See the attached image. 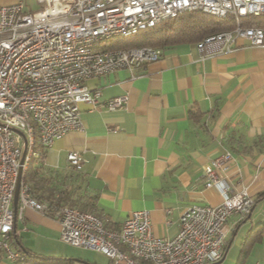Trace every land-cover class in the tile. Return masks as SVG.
<instances>
[{
    "label": "crops",
    "instance_id": "1",
    "mask_svg": "<svg viewBox=\"0 0 264 264\" xmlns=\"http://www.w3.org/2000/svg\"><path fill=\"white\" fill-rule=\"evenodd\" d=\"M17 1L28 9L33 4L0 5ZM86 83L101 90L100 100L80 104L82 130L40 147L27 174L36 196L59 202L67 195L59 203L93 212L111 229H120L134 210H148L154 233L174 236L185 206L222 201L217 187L205 186V167L230 151L229 184L233 191L245 186L254 204L244 218L230 217L222 262L239 239L231 264L243 252L240 264H264V45L237 38L202 57L196 42L178 43L162 48L152 63ZM125 93V107H106L107 99ZM69 151L82 154V170L69 165ZM60 235L55 216L28 208L9 244L40 264H112L102 252L70 245ZM0 264H15L6 250Z\"/></svg>",
    "mask_w": 264,
    "mask_h": 264
},
{
    "label": "built area",
    "instance_id": "2",
    "mask_svg": "<svg viewBox=\"0 0 264 264\" xmlns=\"http://www.w3.org/2000/svg\"><path fill=\"white\" fill-rule=\"evenodd\" d=\"M0 5V252L15 264L27 255L9 240L16 219L31 208L55 216L61 239L73 246L98 250L112 264H212L223 259L229 219L247 216L254 200L247 188L233 191L228 169L230 151L205 167V186L217 187L219 204L193 203L179 216L174 236H157L148 210H134L120 229L103 217L33 193L27 174L40 147L51 146L71 130L84 128L80 104H96L101 90L86 81L117 69L133 70L156 61L162 48L143 45L107 47L113 39L152 27L184 11L199 10L220 18L234 15L236 25L196 42L202 57L223 51L237 38L264 45V27L245 26L240 19L264 12V0H36ZM127 93L105 101L108 109L125 107ZM25 154L23 156V152ZM69 165L83 168V156L69 151ZM19 183L16 211L15 189Z\"/></svg>",
    "mask_w": 264,
    "mask_h": 264
},
{
    "label": "trees",
    "instance_id": "3",
    "mask_svg": "<svg viewBox=\"0 0 264 264\" xmlns=\"http://www.w3.org/2000/svg\"><path fill=\"white\" fill-rule=\"evenodd\" d=\"M240 22L245 26L264 27V12L259 15H246L240 19ZM235 25L236 19L232 14L220 18L199 10L184 11L175 17L165 19L152 27L142 29L132 35L115 38L107 44V47L128 48L151 45L164 48L183 42L195 43L208 35L230 30L234 28ZM42 153L40 149V154L42 155ZM28 179L30 182V178ZM32 189L36 196V185H33ZM47 199L48 201H55L53 198ZM59 200V202L66 203L68 196L63 195ZM55 202L59 203L57 200ZM23 252L27 255L29 264H40V261H35L34 255L31 252ZM243 255L244 252L239 257L238 264H240L242 258H244Z\"/></svg>",
    "mask_w": 264,
    "mask_h": 264
},
{
    "label": "rangeland",
    "instance_id": "4",
    "mask_svg": "<svg viewBox=\"0 0 264 264\" xmlns=\"http://www.w3.org/2000/svg\"><path fill=\"white\" fill-rule=\"evenodd\" d=\"M31 2L33 3L32 7H31L32 10L40 8V6L37 4L36 0H32ZM157 47H160V46H157ZM160 48H162V47H160ZM42 200H44V199H42ZM45 201H48V199H45ZM241 233H243V230ZM238 242H239V239H236V242L233 243V245L231 246V249L228 253L227 258L223 262H221L220 264H231V262H233V260L235 261V259L237 258V255H238V250H239L238 245H236V244H238Z\"/></svg>",
    "mask_w": 264,
    "mask_h": 264
},
{
    "label": "water",
    "instance_id": "5",
    "mask_svg": "<svg viewBox=\"0 0 264 264\" xmlns=\"http://www.w3.org/2000/svg\"><path fill=\"white\" fill-rule=\"evenodd\" d=\"M25 154V150L23 152V156ZM18 192H19V183L17 184L16 186V189H15V195H14V200H13V208H14V211H16V207H17V201H18ZM223 259H221L220 261H218L217 263H212V264H219L222 262Z\"/></svg>",
    "mask_w": 264,
    "mask_h": 264
}]
</instances>
